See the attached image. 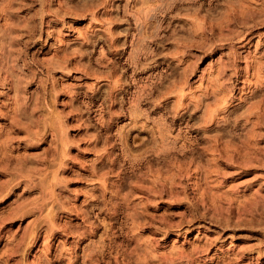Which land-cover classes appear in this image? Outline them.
<instances>
[{
    "label": "rangeland",
    "instance_id": "rangeland-1",
    "mask_svg": "<svg viewBox=\"0 0 264 264\" xmlns=\"http://www.w3.org/2000/svg\"><path fill=\"white\" fill-rule=\"evenodd\" d=\"M0 264H264V0H0Z\"/></svg>",
    "mask_w": 264,
    "mask_h": 264
}]
</instances>
